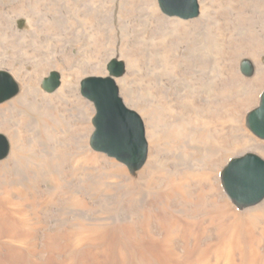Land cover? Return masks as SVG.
Listing matches in <instances>:
<instances>
[{
	"label": "rangeland",
	"instance_id": "374dc122",
	"mask_svg": "<svg viewBox=\"0 0 264 264\" xmlns=\"http://www.w3.org/2000/svg\"><path fill=\"white\" fill-rule=\"evenodd\" d=\"M77 1L0 0V70L20 85L0 104L11 146L0 160V264H264V213L247 215L264 200L240 208L222 181L242 145L264 142L247 127L264 92V0H199L192 20L166 16L157 0ZM121 13L131 14L128 33ZM170 45L172 60L182 51L179 70H192L176 84L151 53ZM112 60L125 64L116 83L146 127L149 156L135 172L90 145L96 112L81 82L108 76ZM54 71L62 86L47 93ZM199 74L206 89L183 102ZM186 105L201 116L182 121L164 108Z\"/></svg>",
	"mask_w": 264,
	"mask_h": 264
},
{
	"label": "water",
	"instance_id": "95a60500",
	"mask_svg": "<svg viewBox=\"0 0 264 264\" xmlns=\"http://www.w3.org/2000/svg\"><path fill=\"white\" fill-rule=\"evenodd\" d=\"M161 11L169 17L192 20L200 15L199 0H157ZM106 77L89 76L82 80L81 95L95 107L94 131L90 145L93 151L103 153L135 172L144 167L149 156L146 127L142 117L129 108L120 95L116 78L124 75L123 62H109ZM242 70L253 73V65L246 61ZM62 86V76L54 71L43 81L47 93ZM20 85L7 70H0V104L16 97ZM247 127L257 138L264 140V92L259 106L247 117ZM8 138L0 134V160L10 153ZM223 186L231 200L240 208L256 206L264 200V160L249 153L233 159L222 175Z\"/></svg>",
	"mask_w": 264,
	"mask_h": 264
},
{
	"label": "bare ground",
	"instance_id": "6f19581e",
	"mask_svg": "<svg viewBox=\"0 0 264 264\" xmlns=\"http://www.w3.org/2000/svg\"><path fill=\"white\" fill-rule=\"evenodd\" d=\"M14 1V0H13ZM23 1H26V0H23ZM44 1H46V0H44ZM58 1H60V0H47V2L46 3H48V4H51L52 6H55V4L58 2ZM71 1V0H70ZM150 1V3H152V4H154V1L153 0H149ZM63 2V1H62ZM8 3V2H7ZM14 3V2H13ZM87 3H89V0H78L76 3H74V4H72V3H70V5L72 6V5H75V7H85L86 5H87ZM65 4V3H64ZM44 5H45V2H44ZM25 5H23V4H20V5H15L14 6V9H18V10H20V9H22V7H24ZM42 6V5H41ZM61 6V5H60ZM140 6V5H139ZM46 7V6H45ZM38 8V7H37ZM70 9V8H69ZM76 10V9H75ZM17 12H19V11H17ZM48 12H49V10H48ZM59 13H60V11H59ZM129 14V13H128ZM126 15V13H121V16L119 17L121 20L119 21L120 22V24H121V27H123L124 29H125V32L126 33H128V30H127V28H126V26L128 27L129 26V24L127 23V19H128V17L129 16H131V14H129V15ZM146 16V15H145ZM134 17V16H133ZM150 17V16H149ZM242 18V17H241ZM133 19V18H132ZM245 19H247V18H245ZM135 20H137V19H135ZM134 20V21H135ZM160 20L162 21V20H166V19H163L162 17H160ZM243 20V18L241 19V21ZM132 21V20H131ZM130 21V22H131ZM133 21V22H134ZM140 21V20H139ZM156 21H157V19H156ZM84 22H87V21H84ZM83 22V23H84ZM200 22V21H199ZM244 22H247V21H244ZM243 22V23H244ZM127 23V24H126ZM171 23V22H170ZM138 24V23H137ZM141 24V23H140ZM174 26H176L177 28H179L180 30H182V29H188L187 28V26L184 24V23H181V22H176V21H174L173 23H172ZM196 24V23H195ZM132 26H135L134 24H131ZM192 25V24H191ZM189 27H191V26H189ZM245 27V26H244ZM248 27V26H247ZM130 28V27H129ZM263 28V27H262ZM186 31V30H185ZM184 31V32H185ZM135 32V31H134ZM141 33V32H140ZM140 33L138 34V36H140ZM142 33H143V31H142ZM99 35V34H98ZM134 35V34H133ZM148 35V34H147ZM144 37H145V34L143 35ZM142 36V37H143ZM151 36H153V35H151ZM94 37V36H93ZM147 37V36H146ZM187 37V36H186ZM147 38H149V36L147 37ZM94 39V38H93ZM140 39V38H139ZM142 39V38H141ZM140 39V40H141ZM218 39V38H217ZM143 41V40H142ZM90 43V42H89ZM148 43V42H147ZM166 44V43H165ZM163 45V43L161 44V46ZM168 45V44H167ZM178 45V44H177ZM164 46V45H163ZM166 46V45H165ZM147 47V46H146ZM153 47V46H152ZM171 47V45L169 46V48H167V47H161V48H159L158 46L155 48H153V50H152V54H154L155 56H160L162 59H164V61H166V67H167V69H168V72L170 73V71L172 72V74H173V76L174 77H171V79H172V81H170L171 83H175L176 81H179V80H181V79H186V78H189V76L191 75V73H192V70H191V68H190V66H186V67H184V69L182 68L181 70H179V67L181 66V64L183 63L182 61L184 60V58H181V53H182V51L180 52V55L179 56H176V57H174V59L172 60V58H171V56L168 54V53H172L173 51H172V49L170 48ZM206 48V47H205ZM88 51V50H87ZM178 51V50H177ZM188 51V50H187ZM264 51V50H263ZM176 52V51H175ZM173 54H175V53H173ZM178 54V53H177ZM258 54V53H257ZM168 55V56H167ZM129 56V58H131V60L132 61H134L135 62V57H136V55L134 54V55H132L131 53L128 55ZM175 56V55H174ZM168 57V58H167ZM160 58V59H161ZM89 59V58H88ZM87 59V60H88ZM91 59V58H90ZM89 61V60H88ZM86 63V62H85ZM133 63V62H132ZM88 64V63H87ZM86 64V65H87ZM161 64V63H160ZM164 65H165V63H163ZM200 65V64H199ZM89 66V65H88ZM87 66V67H88ZM201 66V65H200ZM165 67V66H164ZM165 67V68H166ZM154 68H156V67H154ZM85 69H86V67H85ZM84 70V69H83ZM103 70V69H102ZM164 70V69H163ZM80 71V70H79ZM166 71V70H165ZM167 73V72H166ZM218 73V72H217ZM171 74V73H170ZM167 75V74H166ZM194 76V75H193ZM258 82H262V81H264V72H262V71H260V73H259V75H258V78L256 79ZM121 81H124V79L123 80H121ZM124 83V82H123ZM176 84V83H175ZM191 85L194 87V89H193V92H191L189 95H187V96H185L184 98H183V102H185V101H187L188 102V100L189 99H193V97H195V95H198V94H201V91L202 90H205L206 89V78H205V76L203 77L201 74H199V75H197V76H194V78H192L191 79ZM177 86V85H176ZM252 86V85H251ZM169 89V88H168ZM164 91V90H163ZM162 91V92H163ZM195 94V95H194ZM182 96H179V97H177L178 99H179V101L180 100H182V98H181ZM27 98H28V96H27ZM175 99V98H174ZM177 99V100H178ZM25 100V95L24 96H22L19 100H17L15 103H13V104H15V105H19V103H22L23 101ZM26 101V100H25ZM12 106V105H11ZM187 106V107H186ZM185 107H164V108H166L167 110H168V112H170L171 114H172V116H174L175 118H178L179 120H182V121H188V122H192V121H194L193 119L195 118V115H197V117H199V116H201V113H202V110H203V107H189L188 105H186ZM12 108V107H11ZM86 108V107H85ZM87 111H88V109H87ZM86 112V111H85ZM89 112H90V110H89ZM86 114H88V113H86ZM24 120V119H23ZM180 122V121H179ZM224 122H225V120H224ZM22 123V122H21ZM24 123V122H23ZM25 124V123H24ZM196 124V123H195ZM195 124H193V125H195ZM211 124V123H210ZM23 125V124H22ZM187 126V125H186ZM87 128V127H86ZM82 129V128H81ZM88 129V128H87ZM186 129V128H185ZM216 134H217V132H216ZM14 135H16L15 133H13L12 134V136L11 137H14ZM22 135V134H21ZM178 135V134H177ZM214 135V134H213ZM23 136V135H22ZM28 136V135H27ZM180 136V135H179ZM26 137V136H25ZM22 138V137H21ZM21 138L18 140H16V143H14V144H17V146H16V150H15V152H14V156H16V157H18V156H20L22 153H23V143H22V140H21ZM28 138V137H27ZM224 139V138H223ZM222 140V139H221ZM24 141H26V140H24ZM207 141V140H206ZM15 142V141H14ZM193 142V141H192ZM235 142V141H234ZM26 143V142H25ZM220 143V142H219ZM193 145H194V143H193ZM220 145V144H219ZM240 145H242V144H240ZM205 147L207 146V144L206 145H204ZM197 147V146H196ZM203 147V146H202ZM225 147H227V146H225ZM232 147H233V150H234V144L232 145ZM204 148V147H203ZM28 149V148H27ZM231 149V148H230ZM229 149V150H230ZM26 151V150H25ZM231 152H233V151H231ZM252 152H254V153H257V154H259V155H261L263 158H264V142H257V143H254V144H249V145H247V144H245V145H242V148L239 150V151H237V153L235 152V157L236 158H240V157H242V156H244V155H246V154H249V153H252ZM25 154V153H24ZM22 156V155H21ZM230 156V155H229ZM214 163V162H213ZM219 167V166H218ZM220 168V167H219ZM218 169V168H217ZM215 171V170H214ZM214 175V174H213ZM215 177V176H214ZM211 183V182H210ZM217 197V196H216ZM264 213V202L262 203V204H260L258 207H256V208H254V209H252V210H250V211H248L247 212V215H251V216H257V215H260V214H263ZM238 214V213H237ZM241 214V213H240ZM245 214V213H244ZM240 216V215H239ZM264 216V215H263ZM250 219V218H249ZM261 220V219H260ZM252 227V226H251ZM258 228V227H257ZM260 228V227H259ZM262 230H264V229H262Z\"/></svg>",
	"mask_w": 264,
	"mask_h": 264
}]
</instances>
